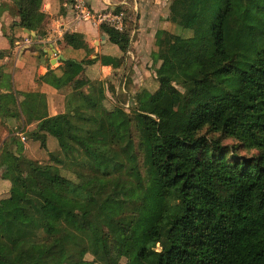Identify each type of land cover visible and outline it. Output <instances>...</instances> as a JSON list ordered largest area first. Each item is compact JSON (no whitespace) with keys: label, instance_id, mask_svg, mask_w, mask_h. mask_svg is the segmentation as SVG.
Returning <instances> with one entry per match:
<instances>
[{"label":"trees","instance_id":"16d2710c","mask_svg":"<svg viewBox=\"0 0 264 264\" xmlns=\"http://www.w3.org/2000/svg\"><path fill=\"white\" fill-rule=\"evenodd\" d=\"M9 1L18 26L42 36V0ZM169 20L188 30L187 46L175 60L182 37L157 33L156 86L137 94L129 113L117 106L110 123L94 120L105 140L73 135L71 114L38 116L34 134L55 139L65 156L77 147L85 159L70 169L51 154L46 164L16 158L4 192L16 206L0 222V264H264V0H194L188 16ZM100 30L127 53L129 30ZM238 150L257 153L237 158ZM140 173L148 198H92L113 176ZM78 203L88 209L74 212ZM39 245L45 251L32 260L26 251Z\"/></svg>","mask_w":264,"mask_h":264},{"label":"crops","instance_id":"0c3cea01","mask_svg":"<svg viewBox=\"0 0 264 264\" xmlns=\"http://www.w3.org/2000/svg\"><path fill=\"white\" fill-rule=\"evenodd\" d=\"M85 1L94 12L132 11L135 28L130 34L134 36H130L126 54L109 43L99 25L77 20L72 0H42L40 12L45 20L40 37L35 32H32L35 36L28 35L19 27L16 6L9 0H0V222L4 212L16 206L4 192L9 187L17 157L37 161L35 155L42 153L47 158V153L48 157L51 154L63 160L64 166L70 169L74 168L71 167L73 159H85L77 147L72 155L65 156L52 137L34 134L38 116L71 114L73 135L101 136L94 120L106 119L110 123L113 110L121 106L114 98L128 89L135 95L147 90L149 71L137 65L138 59L144 56L143 48L152 42L155 59L152 62L157 63V69L160 65L156 58L157 33L168 31L175 35L170 16L185 17L194 8V0ZM123 27L122 31L127 30L126 17ZM67 38L75 41L76 48L69 45ZM49 51L54 54H48ZM103 58H122L123 64L121 67L103 65L100 61ZM90 60L97 61L84 64ZM69 61L78 65L68 67ZM131 65L132 75L128 72Z\"/></svg>","mask_w":264,"mask_h":264},{"label":"rangeland","instance_id":"374dc122","mask_svg":"<svg viewBox=\"0 0 264 264\" xmlns=\"http://www.w3.org/2000/svg\"><path fill=\"white\" fill-rule=\"evenodd\" d=\"M126 15H127V30H129L130 32L132 31L131 29L135 28V23H134V16L132 11H126ZM177 29L175 30V38L177 36H181L182 38L179 40V42H177V40L175 39L176 43V52L174 51L172 54V58L177 60L181 57L185 47L187 46L186 44V40L185 38L188 37V34H186L185 32L188 30H183L180 29L178 27H176ZM151 35V34H150ZM131 38L134 35H131ZM152 36V35H151ZM148 45H146L143 50H144V56H141L140 59H138V64L142 66L143 71L148 72L149 71V75H147V89L149 91H152L155 83H156V64L157 63H153L152 61L155 60L154 59V55H153V50L154 47L152 46V42L151 43H147ZM133 64H136L137 61H132ZM132 64V65H133ZM132 65L130 67V69H128V72L130 75H132V73H134V71L132 70ZM127 75L128 80L125 81L126 86L128 88L129 85V80H130V75ZM124 80L121 81V83H123ZM175 87L177 88V90L181 93H183V89L175 84ZM130 89H128L127 93H121V95H119L118 97H116V99L114 98L116 103H120V105L122 107H124V109L126 110V112L129 113L130 108H132V106H134L137 103V99L135 98L137 95L129 92ZM112 102V101H111ZM114 102V103H115ZM113 103V102H112ZM178 104H179V99L176 97L173 100V105H174V109L178 108ZM94 138H96V140L98 141H103L105 140L103 137H101L99 134H96L93 136ZM56 144L57 141L55 139H52ZM222 144L224 146H230L232 144H235L234 141L232 140H224L222 141ZM41 150V149H39ZM42 152V151H41ZM45 153V152H44ZM257 152L252 150V151H246V150H238V157L237 158H251L252 156H254ZM34 157H36L37 162L41 163V164H46L49 162V157L46 153V157L45 158L42 153H39L37 155H35ZM130 165L131 166H137L138 167V160L137 159H129ZM70 178H73L72 175H70ZM134 180H128L125 178H122L120 176H113L111 178V180L108 183V186L106 188L105 191L101 192L100 194L94 195L92 196V198L94 197L97 201H99L100 203L105 202L108 203L110 205H115L117 203V201L119 200H134V201H139L140 198L142 199H146L150 196V194L152 193L151 188L149 187V180L148 178L144 175V174H136ZM142 183L144 185V191L143 194H140L139 191V184L138 183ZM88 209V204L87 203H78L77 206H75L74 208H72V210L76 213H83L84 211H86ZM157 250H159V247H157ZM45 251V247L43 245H39V246H30L27 251H26V255L28 257H30L32 260H36L38 259L41 255H43ZM87 261H91L92 257L88 256ZM120 264H124V261L122 260V262Z\"/></svg>","mask_w":264,"mask_h":264},{"label":"built area","instance_id":"2783aa9c","mask_svg":"<svg viewBox=\"0 0 264 264\" xmlns=\"http://www.w3.org/2000/svg\"><path fill=\"white\" fill-rule=\"evenodd\" d=\"M72 9L77 20H88L95 25H105L118 32L124 28L125 15L123 12H94L91 11L85 0H72ZM24 141V139H22Z\"/></svg>","mask_w":264,"mask_h":264},{"label":"water","instance_id":"95a60500","mask_svg":"<svg viewBox=\"0 0 264 264\" xmlns=\"http://www.w3.org/2000/svg\"><path fill=\"white\" fill-rule=\"evenodd\" d=\"M25 32H26L28 35L35 36L34 33L29 32L28 30H25ZM48 54H54V52H53V51H49Z\"/></svg>","mask_w":264,"mask_h":264},{"label":"clouds","instance_id":"9594fccd","mask_svg":"<svg viewBox=\"0 0 264 264\" xmlns=\"http://www.w3.org/2000/svg\"><path fill=\"white\" fill-rule=\"evenodd\" d=\"M201 134H203V133H201Z\"/></svg>","mask_w":264,"mask_h":264}]
</instances>
